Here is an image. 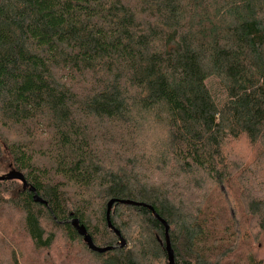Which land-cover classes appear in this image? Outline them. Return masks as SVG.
I'll return each mask as SVG.
<instances>
[{"label":"trees","instance_id":"16d2710c","mask_svg":"<svg viewBox=\"0 0 264 264\" xmlns=\"http://www.w3.org/2000/svg\"><path fill=\"white\" fill-rule=\"evenodd\" d=\"M1 131L17 140L0 136V158L48 203L0 182L35 250L60 231L99 264H168L165 228L144 207L111 213L133 247L90 251L70 221L117 247L116 199L168 223L176 264H264V0H0ZM43 137L51 168L35 163ZM94 196L106 201L97 219Z\"/></svg>","mask_w":264,"mask_h":264},{"label":"rangeland","instance_id":"374dc122","mask_svg":"<svg viewBox=\"0 0 264 264\" xmlns=\"http://www.w3.org/2000/svg\"><path fill=\"white\" fill-rule=\"evenodd\" d=\"M103 134V133H102ZM100 133L99 136H102ZM0 136L4 141L8 140L9 142L16 141L17 137L13 133H8L6 131H1ZM102 143L105 145L108 139H103L101 137ZM45 138L43 137L40 142H37L36 145L38 146L37 157L35 159V163L41 168H51L50 162L43 158V155H40V149H46L47 144L44 141ZM120 150V146H118V142L111 147H107L106 149L101 148V156L105 161L113 162L117 160L116 152ZM12 167V159H10L6 154H2L0 158V176H4L11 171ZM13 170V169H12ZM143 175L145 178L149 179V176H154L152 173V168H145L142 169ZM9 188H17L21 189L22 184L19 182H12L11 184L7 185ZM16 190V189H15ZM196 195L195 192H192V195ZM68 198L70 199L73 210L78 209L80 206V202H78V193L75 190L69 189ZM210 199L213 203L214 200L217 202L214 204L215 206L222 205L220 201V197L216 192L212 190L209 192ZM92 205H94V219H97L95 214H98L102 205L106 204V201L100 197L96 198L93 197L91 200ZM225 215L228 216L229 213L233 217H240L241 210L238 208H227ZM122 215L129 217V211H123ZM21 217L20 214L15 213L8 205H0V264H14L13 262L15 259L20 264H44L45 261H48L50 264H61V262L69 257L68 261L69 264H99L100 260L89 253L82 243V241L78 240L76 243H72L69 241L63 232L57 231V239L56 245L50 252H42L37 251L33 248L31 242L25 235L24 231L22 230L21 225ZM128 219V218H127ZM97 221V220H95ZM97 224V222H95ZM94 223L90 224L93 225ZM135 239L138 240L137 230L134 231ZM128 242V249L133 247V242L129 241L127 237L125 238ZM262 256L264 257V241H262ZM259 248V247H258ZM15 253V255H14ZM156 264H164V261L156 262Z\"/></svg>","mask_w":264,"mask_h":264},{"label":"water","instance_id":"95a60500","mask_svg":"<svg viewBox=\"0 0 264 264\" xmlns=\"http://www.w3.org/2000/svg\"><path fill=\"white\" fill-rule=\"evenodd\" d=\"M5 181H19L22 184L23 191L29 190L33 194V200L35 203H38V204H41L44 206H48V203L39 197V195L36 192V189L27 182L25 176L22 173H20L16 170H11L8 174H6L4 176H0V182H5ZM115 204L135 206V207H144V208H147L148 210H150L153 213L154 217L165 228V245L163 244V246H164L165 251H166L167 256H168V264H176L174 251L172 249L170 236H169L170 226L168 225V223L165 220H163L155 212L153 207L147 206L145 204H140V203H137L134 201H128V200L113 199V200L109 201L107 204L106 221H107L109 229H111L119 239V243H118L117 247H99V246H97L94 243L92 237L89 235L86 227L84 225H81V222L79 219H72L70 221V224L76 230L78 235L83 238L84 243L87 245V247L90 249V251L102 255V254H106L108 252L113 251L115 248L123 249L127 246V242H126L125 238L122 236L121 232L113 226L112 221H111V213H112V210H113V207Z\"/></svg>","mask_w":264,"mask_h":264}]
</instances>
